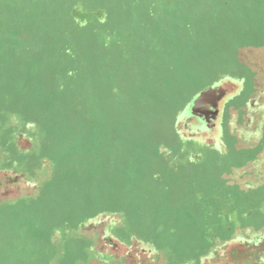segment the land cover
Segmentation results:
<instances>
[{
    "label": "rangeland",
    "instance_id": "1",
    "mask_svg": "<svg viewBox=\"0 0 264 264\" xmlns=\"http://www.w3.org/2000/svg\"><path fill=\"white\" fill-rule=\"evenodd\" d=\"M230 75L261 113L190 140ZM263 233L264 0H0V264H264Z\"/></svg>",
    "mask_w": 264,
    "mask_h": 264
},
{
    "label": "crops",
    "instance_id": "2",
    "mask_svg": "<svg viewBox=\"0 0 264 264\" xmlns=\"http://www.w3.org/2000/svg\"><path fill=\"white\" fill-rule=\"evenodd\" d=\"M253 87L256 86L257 84L252 85ZM251 88V84H247V80L243 77H236L233 75L228 76L227 80H224L223 82H219V83H215V84H211L209 87H207L205 90L209 91V96L211 99L213 98V103L208 105L209 108L208 112H204V114H202L203 116H207L209 117V114H211L212 116V123L209 122V124H207L208 126L205 125H198V120L193 122V124H195L196 126V130H193L191 133V137L189 138L190 140H199L200 138L205 140L206 139V143L210 146L213 147H218L220 145V140H221V134L224 133V127H221V124H217V121H220L221 116L225 113V112H229L230 113V118H236L238 117V113L243 112V121L246 123H251V121L253 120L255 122V117L259 116V114L261 113L260 110L255 109L254 107H259V105L261 106L262 104H256V100L259 98V91H255L253 92V96L251 98L248 99V101H244L243 104L241 103L243 95L246 91V89ZM200 92V91H199ZM247 105L248 107L252 108L250 111H247ZM262 107V106H261ZM185 110V109H183ZM182 110V111H183ZM198 111V110H197ZM216 112V114H214V112ZM181 113V112H180ZM180 113L177 115H180ZM201 116V115H200ZM202 116V117H203ZM196 117H198L196 115ZM216 117L215 121L217 120V118L219 120L214 121V118ZM198 119V118H197ZM177 121V120H176ZM192 123V122H191ZM207 123V121H206ZM176 124V123H175ZM230 128V130L228 132H239L240 134H248L251 135L252 137L256 138L259 134H262L263 132V128L257 127L256 125L253 124H248V126H240V127H228V129ZM232 130V131H231ZM176 131L177 133H180V130L177 128L176 126ZM182 136V135H181ZM242 135H240L241 137ZM184 138V136H182ZM188 139V138H187ZM193 142V141H190ZM252 147L256 146V143H252ZM253 175V174H252ZM259 175L261 176L262 173H259ZM248 179V178H245ZM261 179V177H260ZM240 244L244 243V242H238ZM237 244V243H235ZM255 245L259 246H264V233L262 234V240H259V242L255 243ZM234 261V260H232Z\"/></svg>",
    "mask_w": 264,
    "mask_h": 264
}]
</instances>
